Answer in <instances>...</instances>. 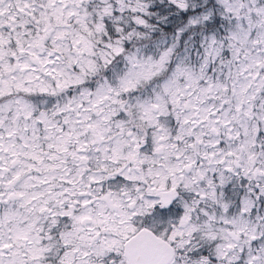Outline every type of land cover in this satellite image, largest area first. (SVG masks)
Masks as SVG:
<instances>
[{
  "label": "snow or ice",
  "instance_id": "1",
  "mask_svg": "<svg viewBox=\"0 0 264 264\" xmlns=\"http://www.w3.org/2000/svg\"><path fill=\"white\" fill-rule=\"evenodd\" d=\"M0 264H264V0H0Z\"/></svg>",
  "mask_w": 264,
  "mask_h": 264
}]
</instances>
